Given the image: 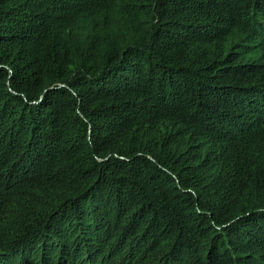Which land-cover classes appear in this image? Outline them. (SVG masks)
Wrapping results in <instances>:
<instances>
[{"label":"trees","instance_id":"1","mask_svg":"<svg viewBox=\"0 0 264 264\" xmlns=\"http://www.w3.org/2000/svg\"><path fill=\"white\" fill-rule=\"evenodd\" d=\"M0 264H264V0H0Z\"/></svg>","mask_w":264,"mask_h":264}]
</instances>
